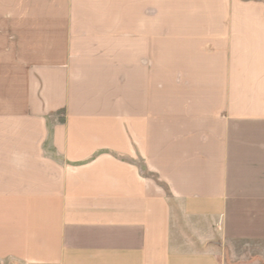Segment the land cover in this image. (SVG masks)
Instances as JSON below:
<instances>
[{"label":"crops","instance_id":"0c3cea01","mask_svg":"<svg viewBox=\"0 0 264 264\" xmlns=\"http://www.w3.org/2000/svg\"><path fill=\"white\" fill-rule=\"evenodd\" d=\"M0 264H264V0H0Z\"/></svg>","mask_w":264,"mask_h":264},{"label":"rangeland","instance_id":"374dc122","mask_svg":"<svg viewBox=\"0 0 264 264\" xmlns=\"http://www.w3.org/2000/svg\"><path fill=\"white\" fill-rule=\"evenodd\" d=\"M9 38V34L3 33L2 36L0 37V43H4V41H6V39Z\"/></svg>","mask_w":264,"mask_h":264}]
</instances>
